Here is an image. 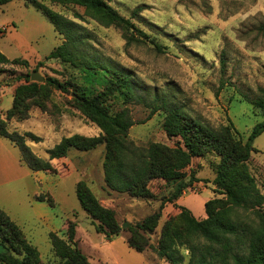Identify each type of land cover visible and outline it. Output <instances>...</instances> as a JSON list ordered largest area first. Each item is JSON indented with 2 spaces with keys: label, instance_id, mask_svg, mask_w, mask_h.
Segmentation results:
<instances>
[{
  "label": "rangeland",
  "instance_id": "374dc122",
  "mask_svg": "<svg viewBox=\"0 0 264 264\" xmlns=\"http://www.w3.org/2000/svg\"><path fill=\"white\" fill-rule=\"evenodd\" d=\"M37 1L81 24L92 35L88 43L96 52L133 72L140 93L148 92L152 97L156 88L161 97L181 105L213 127L232 121L244 141L253 126L264 120L251 102L259 88L264 87V32L258 29L264 21V0H111L147 37L125 27L105 25L78 5ZM138 7L141 8L135 14ZM62 41L63 35L34 3L12 0L0 5V50L11 59H20L0 64L1 83L12 87L14 99L16 88L27 83V75L38 71L45 78L38 81L41 87L37 94L25 100L27 117L23 120L12 117L8 127L39 136V141L28 136L27 142L44 158L48 157L47 149L62 136L75 133L97 136L102 132L100 125L76 106L74 93L78 87V91L84 87L91 93L102 83L83 67L46 57ZM47 77L65 82L70 92L48 84ZM107 104L111 112L128 106L137 121L144 120L150 111L137 100L124 103L120 94ZM11 106L6 100L0 102V115L6 117L5 109ZM165 115V111L159 110L144 122H136L129 129V138L139 144L161 141L173 145L177 138L168 137L163 129ZM252 145L258 150L252 151L247 165L264 194V131L254 138ZM105 152L104 143L89 150L72 148L67 156L52 160L54 171H34L35 178L30 175L24 186L18 188L16 200L0 203L38 247L41 264L60 263L49 233L57 230L59 236L67 239L69 221H76L79 226L80 239L76 234V243L92 264L137 260L127 255V239L136 234L122 224H135L159 210L162 200L171 195L181 180L150 181L155 197L149 199L118 192L105 184ZM219 160L215 152L193 157L184 181L189 180L192 169L199 180L185 188L180 199L165 201L158 225L152 231L142 232L150 244H158L164 223L179 214L180 205L190 208L200 219L207 216L205 202L216 195L213 179ZM81 180L103 205L115 210L122 231L111 241L95 229L94 220L80 205L76 187ZM28 196L33 206L23 199ZM45 196L53 205L38 199ZM130 249L137 255V250ZM145 251L157 255L150 246ZM183 252L187 260V249Z\"/></svg>",
  "mask_w": 264,
  "mask_h": 264
},
{
  "label": "trees",
  "instance_id": "16d2710c",
  "mask_svg": "<svg viewBox=\"0 0 264 264\" xmlns=\"http://www.w3.org/2000/svg\"><path fill=\"white\" fill-rule=\"evenodd\" d=\"M10 1L0 0V5ZM26 1L41 8L54 29L63 35V41L46 57L83 67L92 78L102 83L99 89L91 93L84 87L82 91H78L79 87L74 89L76 106L97 122L102 132L97 136L79 133L62 136L47 149V158L38 155L28 144L27 137L39 141V136L31 132L20 133L8 127V120L12 117L17 120L27 117L28 106L25 100L37 94L41 87L38 81L31 80V75H27V83L16 88L12 106L5 112L6 117L0 115V135L19 148L20 160L32 171H54L52 160L67 156L70 149L89 150L104 143V180L113 190L149 199L155 197L149 186L150 181L181 180L171 195L162 200L159 210L127 226L136 234L127 239L131 247L144 251L146 246H150L170 264H264V194L247 165L252 151L258 150L252 142L264 131V120L253 126L244 141L232 121L213 127L189 114L181 105L161 97L156 88L152 97L148 92L140 93L133 72L111 63L99 51L96 52L94 46L88 43L92 35L81 24L37 0ZM51 1L78 5L105 25L125 27L147 37L145 31L110 3L111 0ZM140 8L134 10L135 14ZM258 29L264 32V21ZM156 46L160 48L159 44ZM19 60L11 59L0 50V64ZM46 81L62 92H70L67 84L55 77H47ZM119 94L124 103L133 100L145 103L150 108L146 118L135 120L128 106L111 112L107 101ZM251 102L264 115V87L259 88ZM159 110L166 113L163 129L167 136L177 138L173 145L161 141L139 144L129 138V129L133 124L144 122ZM209 152H215L220 160L213 179L216 195L205 202L207 216L200 219L190 208L180 205L179 214L170 216L164 223L158 244H150L142 232L152 231L158 225L166 200L178 199L185 188L199 180L192 169L189 180L184 181L188 175L187 168L193 157H202ZM217 194L224 196L218 197ZM76 195L82 208L94 220L98 232L103 233L108 240L121 233L122 226L115 210L103 205L84 180L77 183ZM38 199L47 200L53 205L47 196ZM76 226V221L68 222L67 239L55 231L49 233L55 254L60 258L59 264H92L76 243ZM183 249L188 251L187 260ZM0 264H41L38 247L27 237L22 226L1 207Z\"/></svg>",
  "mask_w": 264,
  "mask_h": 264
},
{
  "label": "crops",
  "instance_id": "0c3cea01",
  "mask_svg": "<svg viewBox=\"0 0 264 264\" xmlns=\"http://www.w3.org/2000/svg\"><path fill=\"white\" fill-rule=\"evenodd\" d=\"M1 80H2V75H0V102L6 100L8 101V103L10 102L13 103L14 90L9 85L2 84ZM30 175H32L33 178H35L34 171H32L25 163H23L20 160L19 148L9 139L0 135V201H1L0 203L5 202V200H10V201L13 199L16 200L18 198L17 195L18 188L24 186L23 185L24 181L27 178H29ZM23 199L27 200V202L31 204L30 196H28V198H23ZM76 234L78 239H80L79 226H77ZM84 235L85 237L88 236V232L85 231ZM102 235L104 238H106L104 234ZM106 240L108 239L106 238ZM130 248L133 247L129 245V249H127V255L134 256L136 257L137 260H135L134 262L123 261L122 264H169V262L164 258H160L154 253H152L153 254L152 255L145 250L144 251L137 250V255H134L133 251H131ZM112 264H119V263H112Z\"/></svg>",
  "mask_w": 264,
  "mask_h": 264
},
{
  "label": "water",
  "instance_id": "95a60500",
  "mask_svg": "<svg viewBox=\"0 0 264 264\" xmlns=\"http://www.w3.org/2000/svg\"><path fill=\"white\" fill-rule=\"evenodd\" d=\"M31 79H32L33 81H43L45 78H44V76L41 75L38 71H35V72H33V73L31 74ZM130 224H132V223H130V222H125V223L122 224V226H123V227H126V226H128V225H130Z\"/></svg>",
  "mask_w": 264,
  "mask_h": 264
}]
</instances>
